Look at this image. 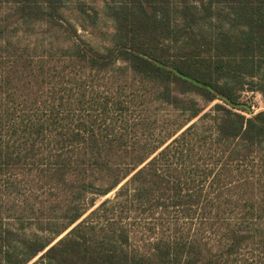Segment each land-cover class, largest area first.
I'll list each match as a JSON object with an SVG mask.
<instances>
[{
	"label": "trees",
	"instance_id": "16d2710c",
	"mask_svg": "<svg viewBox=\"0 0 264 264\" xmlns=\"http://www.w3.org/2000/svg\"><path fill=\"white\" fill-rule=\"evenodd\" d=\"M101 1L97 49L94 6L0 0V264H264V109L241 97L264 98V0ZM81 73L116 99L67 122ZM125 89L183 120L127 146L105 125Z\"/></svg>",
	"mask_w": 264,
	"mask_h": 264
},
{
	"label": "rangeland",
	"instance_id": "374dc122",
	"mask_svg": "<svg viewBox=\"0 0 264 264\" xmlns=\"http://www.w3.org/2000/svg\"><path fill=\"white\" fill-rule=\"evenodd\" d=\"M65 1V13L66 16L71 20L72 23H74L77 26V18H76V12L74 10V7L77 3H86L88 5L94 6L98 11L97 16V23L94 28H90L87 30L81 29L79 26H77V33L81 36L82 39L86 40L88 43L93 45L97 49H101L104 47V45L107 44V39L110 33L112 32V21L106 17L104 13L103 3L101 0H64ZM24 38L25 42L34 41V36H26L22 37ZM43 43H46V40L40 39ZM58 60H54V62L50 63V66H57ZM61 66H65L61 72ZM48 68V66H46ZM56 71H59L60 77L62 81H66L70 78L69 75H67V70H70V68L66 65H59L55 68ZM79 82H85L86 88L81 91L84 92V95L80 98L75 97L76 106L74 108H71L70 111L66 114L67 115V122H70L74 119L73 110L77 111V113H80V115H84L87 107V102L95 99L96 101H101V99L108 100L110 104H113V102L116 99V92L113 89V87L110 84V79H107L106 76L99 75L98 77H92L89 76L86 77L85 74L79 75ZM61 81V82H62ZM90 84L93 86L91 87ZM65 85L67 87H70V84L65 82ZM66 93H70L71 95H77V93L72 89L69 88L66 90ZM133 96V92L129 89H125L120 94V99H122V103L120 104L118 110L112 109L110 107L106 113L112 117V119H107V122L105 125L109 123L110 120H113V132L117 133L120 139L125 140L127 142V146H131L130 143H141L144 144L145 147H151L156 144H158L161 140L165 139L166 136H168L169 133H171L174 128L183 120V117L178 114L177 112H172L168 107L166 106H158L155 102L151 101L147 104L142 105L139 103V97L140 96H133V99L131 100ZM241 97L244 101L247 102V104L250 105V108L252 111L258 112L260 110L264 109V98L258 93V92H252V91H244L241 94ZM96 103V102H95ZM212 104H210L211 106ZM94 106V104H93ZM116 107V106H115ZM208 109V106L207 108ZM78 115V114H77ZM180 115V116H178ZM97 119L99 117V114H96ZM107 117V116H106ZM173 117L175 120H173ZM196 121V119L189 122L190 123ZM135 123L134 126L132 124ZM127 124L128 129L125 131L124 129H120V127L125 126ZM101 127V130L103 131L104 126ZM186 125V126H187ZM185 126V127H186ZM184 127V128H185ZM179 132L176 133V135ZM175 135V136H176ZM170 141L167 140V143ZM166 143V144H167ZM164 144L163 147L166 145ZM112 196V192L104 197H95L94 198V206L91 208L93 209L96 207L102 200L106 198H110ZM193 223H197L196 220H194ZM192 223V227H194L195 224ZM189 222H183L179 225L180 229H184L188 226H190ZM166 232L168 230H165ZM170 231V230H169ZM254 255V254H253ZM260 258V254L256 253L255 257Z\"/></svg>",
	"mask_w": 264,
	"mask_h": 264
},
{
	"label": "water",
	"instance_id": "95a60500",
	"mask_svg": "<svg viewBox=\"0 0 264 264\" xmlns=\"http://www.w3.org/2000/svg\"><path fill=\"white\" fill-rule=\"evenodd\" d=\"M68 230H70V229H68ZM68 230H67L65 233H63L60 237H58V239H60L62 236H64V235L68 232ZM58 239H57V240H58ZM57 240H56V241H57ZM56 241H54V242H56ZM34 260H36V258H35ZM34 260H33V261H34ZM33 261H32V262H33Z\"/></svg>",
	"mask_w": 264,
	"mask_h": 264
},
{
	"label": "snow or ice",
	"instance_id": "6c2138e0",
	"mask_svg": "<svg viewBox=\"0 0 264 264\" xmlns=\"http://www.w3.org/2000/svg\"><path fill=\"white\" fill-rule=\"evenodd\" d=\"M182 2V0H173V3H179Z\"/></svg>",
	"mask_w": 264,
	"mask_h": 264
}]
</instances>
